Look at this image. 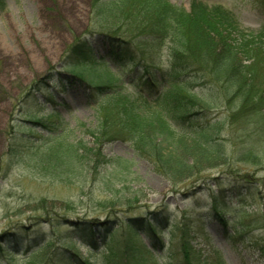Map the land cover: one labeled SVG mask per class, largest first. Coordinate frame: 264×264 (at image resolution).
I'll return each mask as SVG.
<instances>
[{
	"label": "rangeland",
	"instance_id": "rangeland-1",
	"mask_svg": "<svg viewBox=\"0 0 264 264\" xmlns=\"http://www.w3.org/2000/svg\"><path fill=\"white\" fill-rule=\"evenodd\" d=\"M98 1L103 9L94 8L95 0H0V264H189L183 240L192 264L218 257L224 264H264V123L258 115L225 122L214 138L219 157L184 179L157 171L148 151L119 132L96 146L104 159L95 170L84 153L71 171L43 156L52 137L96 145L81 124L96 127L100 97L64 69L66 49L77 38L132 96L143 78L169 66V42L150 43L154 65L147 71L110 61L105 37L94 30H130L131 17ZM190 1L169 0L186 9ZM200 1L231 10L245 27L264 26L261 0ZM104 63L81 69L92 74ZM190 86L201 88L199 80ZM211 110L204 119L222 120L223 106ZM148 220L155 233L143 230Z\"/></svg>",
	"mask_w": 264,
	"mask_h": 264
},
{
	"label": "trees",
	"instance_id": "trees-1",
	"mask_svg": "<svg viewBox=\"0 0 264 264\" xmlns=\"http://www.w3.org/2000/svg\"><path fill=\"white\" fill-rule=\"evenodd\" d=\"M103 4L128 14L132 25L130 30H94L105 37L110 61L122 68L136 66L147 71L154 65L150 43L160 48L169 42V66L143 78L138 95L132 96L121 91V79L102 59L93 56L89 44L77 38L66 49L64 57L68 64L64 69L86 83L91 94L100 97L96 127L90 129L81 124L96 145L90 147L81 141L65 142L58 136L52 137L44 157L62 162L71 171L74 158L84 153L92 157L95 170L104 159L99 146L119 132V137L135 148L148 151L158 165L157 171L184 179L219 157L215 156L214 138L225 122L235 123L239 118L258 115L264 123V26L245 27L231 10L200 0H191L188 9L169 0H106ZM98 7L103 9L95 0L94 8ZM117 32L133 33L126 36ZM148 46L150 51L146 50ZM100 63H104V68L99 72L87 74L81 69ZM136 79L142 76L136 75ZM191 80H199L201 88L193 90ZM219 106L225 110L222 120L204 119L205 112ZM155 227L148 220L143 230L155 233ZM93 230L89 228L90 233ZM104 231L108 233L106 228ZM181 246L185 261L192 264L189 244L183 240ZM0 250L5 249L0 246ZM211 263L224 264L219 257Z\"/></svg>",
	"mask_w": 264,
	"mask_h": 264
}]
</instances>
